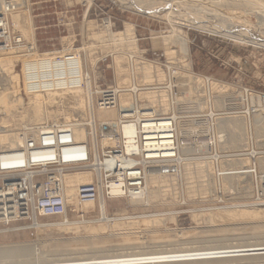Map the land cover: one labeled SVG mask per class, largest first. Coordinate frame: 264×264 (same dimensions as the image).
<instances>
[{"label":"rangeland","instance_id":"374dc122","mask_svg":"<svg viewBox=\"0 0 264 264\" xmlns=\"http://www.w3.org/2000/svg\"><path fill=\"white\" fill-rule=\"evenodd\" d=\"M120 1L125 2L124 0L18 1V11H22L24 6H26L25 9L30 12L31 27L33 28L36 50L38 52L34 57L33 66L40 75L32 78V82L41 90L36 104H39L41 100L48 104L49 110H53V113H59V111L63 110L66 113H72L70 108L62 106L58 102L59 92L70 91L68 93H73L75 87V83L71 79L67 83L63 82V80L60 82L57 80L63 78L60 75L66 74L65 70L70 73L73 72L72 66L62 64L70 60L69 58L73 55L72 51L71 53H63L68 45L71 44L73 48L79 50L85 47L88 50L90 49L89 52L87 50L89 59L94 58L96 60L92 61L91 65V61L86 56V61H84V51H82L80 58L83 73L87 71L91 74V81H95L102 86L113 85L123 81L126 72L127 75L129 74L127 70L126 72L122 70L120 74H118V70H115L117 67L119 68V64L126 65L125 56L122 52L125 51L124 47H127L129 51H133V44L136 42L137 48L145 49L150 58L159 56L161 59H165V47L169 46V43L165 44L161 36L163 34L167 35L169 32L173 34V29L179 30L181 28L189 39L188 55L191 65L188 68L191 69V72L199 78L208 77L212 83L224 85V88L219 90L218 88L215 89L214 86H217L215 83L213 85L211 83L212 88L214 87L213 90L216 91L218 89L216 92L219 95L231 93L238 86L247 87L258 95L259 106L258 104L255 105L254 132L260 146L256 145L255 147L260 148L259 150L262 151L260 155L263 156L261 158L264 159V120H261V118H264V44L262 42L253 44L249 41L234 40L220 33L211 35L209 31L203 30V28L190 26L192 24L190 19L194 16L199 17L200 24H218L217 19H222L221 21L219 20V24L234 23L240 25L243 22L241 25L249 27L260 25V18L263 19L264 3L258 6L253 4L251 0H245L243 2L245 4L242 5L235 3V0H174V3L178 6V12L175 13V15L177 14L176 16L173 14L175 17L172 16V18L171 16H163L161 12L155 13L157 15L154 17V14L146 10L135 9L127 4H121ZM177 1L179 2L178 4L176 3ZM24 2H27V4ZM211 2L214 5H211ZM180 3L181 5H179ZM200 4H202L200 7L202 9V6L205 5L204 11L199 9L198 5ZM209 4L211 5L210 7ZM21 6L22 8H20ZM138 10L141 12L139 13ZM188 15H190L189 18H187ZM7 17L10 35L20 36L23 42L19 47L12 46V48L2 52L8 54L29 53L30 48L28 49L27 47L31 46L30 38H28L30 36L27 35L24 29H22V32L21 29L13 25L9 14ZM181 19L183 21H180ZM105 20L109 23V27L105 26L107 23H104ZM186 20L187 22H185ZM87 21L93 22L92 27L88 26ZM246 22L247 24H245ZM128 23L133 24L136 41L124 37L121 41L124 44L123 47L121 44H115L108 40V32L123 35ZM182 26H188L189 30L186 27L182 28ZM259 27H262L259 30L264 31V24ZM100 30L103 33H100ZM91 34L99 37L93 43L88 40ZM170 45L174 46V43L171 42ZM177 48L178 50H176L179 51L180 48L178 46ZM2 52L0 51V53ZM178 53L180 52L175 53L176 55L174 53L171 54L172 60L180 58V56H177ZM169 57L167 56V58ZM187 60L189 59L187 58ZM15 69L20 74L21 85L20 93L16 100L21 107H25L29 99L24 79L26 66L22 61H18ZM122 72L125 73L124 76L121 74ZM119 77L122 78L118 81ZM197 82V79L194 80L192 90L194 92L191 91L190 95L207 94L209 92L208 87H204L202 82ZM215 91H213L214 94ZM54 97L55 99H53ZM254 103L256 104V102ZM38 104L36 105V112L34 110V117L38 116L35 114L37 111L42 110L38 108ZM247 105L246 108L252 109L251 101ZM213 108L217 109V106L213 105ZM214 109L213 112L215 111ZM3 110L5 109L3 108ZM5 113L3 115L2 113L0 114V117L2 116L0 118V129L1 127L6 129L10 127L12 129L15 124H19V119L17 117L15 118L16 121L14 119V114H17L14 110ZM234 115L235 113L226 114V116ZM235 118L238 121H236L237 124L233 122V126L237 128L233 129L234 132L225 125L223 128L216 130V132H219L217 136H228L224 137L225 140L223 142L225 143H221L223 148L242 150L246 147L247 121L242 117ZM8 119L10 122L13 119L12 122H15V124L8 122ZM1 123L3 124L1 125ZM11 126L13 127L11 128ZM15 126L17 127L18 125ZM235 132L238 135H235ZM230 135L234 136V141L229 140ZM0 148L3 149L2 147ZM196 163L194 165L198 166ZM249 164L250 158L243 154L226 157L220 161L221 168L231 171L222 177L226 189V201L224 204L217 203L210 196L213 186V178L209 176L213 170L211 163L206 162L204 164L201 162L200 165H203L202 170L199 171L198 169L200 168L197 167V174L191 173L192 164H187L185 165V176L182 175L179 178L159 177L157 186L150 184L147 187V189L156 188L158 192L160 190L161 193H157L156 197L148 199V197L144 196L134 203L131 199L123 197L103 201V213L107 216V220L102 219V213L99 210L100 202L96 201L95 207L88 209H78L72 203H68L66 216L36 214L27 219L14 220L8 224L0 223V245H27L38 255V258L45 259L68 256L66 253L72 251V256L86 255L88 253L94 255L102 252L104 248L101 249L100 247L116 249L117 245H136L139 247L134 248V251L137 249L136 251L145 250L149 252L261 243L262 241L264 242V203L259 205L254 203L255 199L252 195L250 175L244 171H239L241 168L248 167ZM259 168L264 171L262 167ZM263 181L264 179L261 185L262 190H264ZM241 208L242 211L239 213ZM254 214L257 215L255 216ZM130 221L137 222V224H134L128 230L123 228H120V230L116 226L121 223L125 225ZM99 224L106 225V228L103 231L101 230V232L100 230L96 231L97 234L88 233L83 229L86 226ZM81 226L83 227L81 228ZM60 227L64 228L60 229ZM66 227L68 230L65 229ZM111 229L114 230L113 233ZM242 261L244 260H241L238 264L253 263L249 260H245L247 262Z\"/></svg>","mask_w":264,"mask_h":264},{"label":"built area","instance_id":"2783aa9c","mask_svg":"<svg viewBox=\"0 0 264 264\" xmlns=\"http://www.w3.org/2000/svg\"><path fill=\"white\" fill-rule=\"evenodd\" d=\"M4 2V8L0 7V51L19 47L23 42L20 36L10 35L7 17L19 3ZM185 27L189 30L182 26ZM122 52L131 78L129 84L102 86L91 80L79 83L83 102L74 115L85 131L81 142L76 143L68 126H57L27 129L22 134L23 142L14 151L0 150V223L36 214L66 216L63 176L85 170L91 172L92 181L80 187L78 197L100 202L142 195L150 175L179 178L185 176L186 164L191 163V171L196 173L193 163L209 162L213 169L211 175L208 173L213 178L210 196L224 204L222 177L231 171L221 168L220 161L239 154L250 158L249 166L239 171L250 175L254 203H264V171L259 168L263 156L255 147L259 140L254 132L258 95L244 86L219 95L216 91L224 85L216 84L218 89L213 90L208 77H197L179 59L150 58L139 47ZM146 64L152 68L151 81L147 82L139 78ZM196 79L208 87L207 94L190 96ZM120 91L130 93L128 104H120ZM141 92H151L152 99L141 98ZM249 101L252 109L246 108ZM110 111L115 113L114 118L108 117ZM229 113L247 121L246 147L242 150L223 148L219 143L216 124L231 117L226 116ZM78 148V154H64Z\"/></svg>","mask_w":264,"mask_h":264},{"label":"bare ground","instance_id":"6f19581e","mask_svg":"<svg viewBox=\"0 0 264 264\" xmlns=\"http://www.w3.org/2000/svg\"><path fill=\"white\" fill-rule=\"evenodd\" d=\"M116 1H118V0H116ZM124 1L125 2L120 1L121 4L122 3L127 4L130 7L132 6L135 9H140V10L143 9V10H146L149 13H152L154 15H155V13L161 12V13H163L162 14L163 16L165 15L168 17H170V16L172 17L173 14L175 15V13L178 12V8H177L178 6L174 3L175 2L174 0H168L170 2H168L167 0H124ZM186 1H189V0H186ZM195 1H198V0H195ZM200 1H202V0H200ZM208 1H210V0H208ZM227 1H229V0H227ZM235 1H236L235 3H239L241 5L245 4V3H243V2H245V0H235ZM251 1L253 4L258 5V6H261L264 3V0H251ZM24 3L27 4V2H24ZM176 3L178 4L179 2L177 1ZM193 4H194V2H193ZM197 4H199V3H197ZM212 4H213V2H211V5ZM2 5H4V6L6 5L4 0H0V7L4 8V6L2 7ZM179 5H181V3ZM195 5H196V3H195ZM201 5L202 4L198 5L199 9L204 11V6L207 4L205 3V5L202 6L203 9L200 8ZM211 5L209 4V7ZM25 7L26 6H24L22 11L21 10L18 11L17 9H15L16 5H14L13 6L14 9L9 12V15L12 19L13 25L18 27L19 29H21V31H22V29H24V31L27 33V35L30 36V37H28V38H30V41H31V46H29L30 52L26 53V54H10V53L8 54V53H3L1 51L2 53H0V110L2 111V112L0 111V114L2 113V115H3V113H5V112H9L11 110H14V112L17 113V114H14L15 115L14 119L17 117L20 121L19 124H15V122H12L13 119H11V122L8 119V122L14 123L15 125H18V126L16 127L14 125L15 128L13 126H11V128L13 127L12 129H10V127H8V126H6V127H8L9 129L8 128L6 129L5 127L4 128L1 127V129H0V147L4 148L7 151H14L16 149V147L19 146L23 142L22 134L24 133L25 130H27V129L36 130L39 128L50 129V128H54L57 126H68L71 130L70 133L73 135L74 140L76 141V143H79V142H81V140H83L85 138V131H84V129H82V126L80 125V123L78 121H75V118H74L75 115H73V114H75L78 111L77 108H80L81 107L80 105L83 102L84 92H83V89L79 87V83H81V81H85L88 84L89 80H91V78H90L91 74H89L87 71L83 73V68H82L81 58H80L81 52L84 51L83 52L84 61H86L87 57L89 59L88 52L90 49L88 50L85 47L82 49L80 48L81 50H79V49L73 48V46L70 44L67 46V48L63 52V53H67V52L71 53V51L73 52L72 53L73 55H71V57L69 58L70 60H67L66 63H62L63 65L68 64V65L72 66L73 72L70 73V72L65 70L66 74L60 75L63 78H60L57 80L59 82L61 80H63V82L67 83L71 79L73 81V83H75V87L73 89V93H68L70 91L59 92L58 102L60 104H62V106H66L67 108H70L72 110L73 114L72 113L71 114L66 113V112H64V110L61 112L59 111V113L57 111H56L57 113H55V112L53 113L52 112L53 110H49L48 104L44 103L40 100L39 104L37 103L39 107L38 106L37 107L39 109H42V110L37 111V113H35V114H37L38 116L34 117L33 116L34 110L36 112V105H37L36 102H38V97L41 93V90L35 83L32 82V78H33V76H36V75L39 76L40 73H38V71L33 66V62L35 60L34 57L38 54V52L36 50L33 28L31 27V24H32L31 15H30V12L25 9ZM206 7L208 8V6H206ZM20 8H22V6ZM207 8H205V9H207ZM208 9H211V8H208ZM215 10H218V9H215ZM138 12H139V10H138ZM180 13H183V12H180ZM185 14L187 15V13H185ZM185 14H183V15H185ZM156 15L154 17H156ZM179 15H181V14H179ZM194 15H192V16H194ZM175 16H173V17H175ZM197 16H199V15H197ZM205 16H207V15H205ZM209 16H211V15H209ZM262 16H263L262 17L263 19L260 18V25L264 24V13H262ZM189 17H190V15L187 16V18H189ZM233 17H235V16H233ZM183 18H184V16H183ZM198 18L199 17L194 16V17H192V19H190V20H192V24H190L191 27H197V28H201V29L203 28V30L205 29V30L209 31L211 33V35L213 33H220V34L228 36L234 40L249 41L250 43H253V44H258V43L262 42L264 44V31L259 30V29H262V27H259L260 26L259 24L254 25L252 27H249L247 25H241V23L243 24V22H241V23L239 22L240 25L234 24L233 22H232L233 24H227V25L226 24H219L220 19H217V17H216V19L218 20V24H202V23L200 24L199 22H201V21H199L200 19H198ZM230 19H233V18H230ZM168 20H169V18H168ZM172 20L174 22H177V21H175V19H172ZM172 20H171V22H173ZM180 21H183V20L181 19ZM211 21H212V19H211ZM106 22H107V20H105L104 23H106ZM185 22H187V20ZM213 22H214V20H213ZM92 23L93 22H91V21L88 22V24H89L88 26L92 27ZM197 23H199V24H197ZM207 23H210V22H207ZM224 23H225V21H224ZM108 24L109 23L107 22L106 25H108ZM245 24H247V22ZM3 25L6 26L7 24H3ZM247 27H249V28H247ZM19 29H17V30H19ZM176 29H179V28H176ZM99 32L103 33L102 30H100ZM172 33L173 34H170V32H169V34H167V35L163 34L161 36V37H163L162 40H163V42H165V44L169 43V46L165 47V50H166L165 54H166V56H171V54H173V53L175 54L177 52H180V53H178L179 55L177 54V56L178 57L180 56L179 60L181 61L182 65H184L188 68L191 65L190 58L188 55V53H189L188 40L189 39L187 38V35L184 33V31L181 30V28L179 30L173 29ZM108 34H109V37H108L109 41H111L115 44H121L123 47H124V44L121 41L124 37H127L130 40L136 41L135 36H134L133 24H130V23H128V25L126 27V31L123 32V35H121L119 33L112 34L111 32H108ZM97 38H99V37L94 35V34H91V35H89L88 40L91 41V43H93ZM112 39H114V40H112ZM171 42L174 43L175 47L170 45ZM130 43H132V42H130ZM177 46L180 48L179 51H177L178 50ZM124 48H125V51L128 50L127 47H124ZM136 49H138L137 44H136V42H134L133 51H135ZM87 50H88V52H87ZM187 58L189 60H187ZM66 59H68V57H66ZM95 60L96 59H94V58L89 59V61H91V65ZM124 60L126 62V58ZM18 61H22L23 64H25V66H26V69H25V75L26 76H24L25 77L24 79H25V86H26V90H27V94L29 96V99H28V103L25 107H21L20 103L16 100L19 93H20V88H21L20 87L21 86L20 85V74L15 69V65L17 64ZM63 65H61V66H63ZM124 66H126V65L119 64V68L117 67V69H115V70H118V72H119L118 74H120V72L122 70L126 72L127 67L124 68ZM151 69L152 68L150 67V65L146 64L143 67V69L141 71V75H139L140 76L139 78L142 81H146V82L151 81V78H152ZM123 73L124 72H122L121 74L124 76L125 73L124 74ZM116 75H117V72H116ZM126 76H128V77H126ZM126 76H124L126 79L124 78L123 81H121L122 83L119 81V80H121L122 77L121 78L119 77L120 79H117V80L120 83L118 82V84H120V85L129 84L131 78H130L129 74L127 75V72H126ZM197 81L201 83V81H199L198 79H197ZM214 83H212V85ZM226 89H227V87H226ZM192 92H194V91H192ZM143 93H145V94H143ZM139 95L141 98H147V99H152V97H153L151 92H141ZM192 95H190V96H192ZM53 99H55V97ZM118 100H119L121 105H126L130 102L131 95L128 92L120 91L118 94ZM3 108L5 110H3ZM5 114H7V113H5ZM107 114H108V117H110V118L115 117V115H114L115 113L112 111L107 112ZM100 115H102V114L100 113ZM235 117L236 116H231V117H226V118L219 120L218 125L216 124V130L223 128L225 125L228 129L231 128L232 131L234 132L233 129H237V128L233 126V122L238 121ZM4 120H5V118H4ZM15 121H16V119H15ZM2 124L3 123H1V125ZM4 124H5V122H4ZM234 124H237V122ZM216 133L218 134L219 132H216ZM235 133H236L235 135H238L237 132H235ZM231 135L229 137V140L234 141L235 138L233 139L234 136L232 137ZM65 137H67V135ZM217 137H218L220 145L222 146L223 144H221V143L225 140L224 139L225 135L224 136L221 135V136H217ZM226 137H228V136H226ZM229 140L227 139V141H229ZM223 143H225V142H223ZM74 150H78V151H74ZM74 150H72V151L66 150V151H64V154L71 155L74 153L78 154L80 152L79 148L74 149ZM260 160H259L260 167H262L264 169V163H263L264 159L260 158ZM200 163L199 162L196 163V165L198 164V166H196V168L197 167L200 168V169H198L199 171L202 170L201 168L203 166V165L201 166ZM188 164H191V163H188ZM204 164H206V163H204ZM193 165H194V163H193ZM91 181H92V174L88 170L66 173L62 179L63 187H64L63 196H64L66 202L72 203L73 206L75 208H78V209L79 208L88 209V208L95 207V200H93L92 198L80 199L78 197L80 187L82 185L90 184ZM158 182H159V177H156L154 175H150L146 181V186H145L146 190L144 189V192L142 195H139L136 197H131V201H133V203L137 202L138 199H140L141 197H144V196L148 197V199H151L152 197H156L157 193H159L160 190L158 192L156 188L147 189V187L150 184H152L153 186L154 185L157 186ZM159 188H161V187H159ZM191 189L193 190V188H191ZM102 203H103V201L101 200L100 201V208H99V210H101L100 213H102L101 217L103 220H107V216L105 215V213H103V204ZM241 211H242V208L239 210V213H241ZM229 213H228V215H229ZM246 216H247V214H246ZM252 217H254V216H252ZM102 224L92 226L93 225V223H92V225L86 226L83 229L88 233L94 234L98 230H100V232H101V230L103 231V229L105 230L106 225H102ZM108 224H110V223H108ZM134 224H137V222L135 223L134 221H130V222L126 223L125 225H123L121 223V224H117L116 226H118L119 229L123 228V229L128 230L129 228H132ZM82 227L83 226H81V228ZM61 228H64V227H60V229ZM65 229H67V227ZM75 229H77V228H75ZM113 229H111L112 233L114 232ZM57 230H59V229H57ZM108 230H109V228H108ZM81 231H83V230H81ZM71 232H72V230H71ZM73 233H75V232H73ZM93 234H92V236H93ZM80 235H81V233H80ZM116 247H117L116 249H113L110 247L108 249H105L106 247H100L101 249L104 248L102 250V252L99 254H94V255H90L88 253L86 255L79 254V256H72V254H73V251H72V252L66 253V254H68V256L52 257V258H45V259L42 258L41 259V258H38L37 257L38 255H36V253H34L31 250V248L27 245L26 246L21 245V244L19 246H15V245L1 246L0 245V259H1L0 264H238L241 260H244V261L249 260V261L253 262L252 264H264V242L263 241L261 243H252V244L249 243V244L226 245V246L225 245L224 246L219 245V246H210V247L172 249V250H167V251H149V252L145 251V250L144 251H139V250L136 251L137 249L134 251L133 250L134 248L139 247L136 245H133V246H118L117 245ZM127 249L128 250L130 249V250L128 251ZM244 261H242V262H244ZM245 262H247V261H245Z\"/></svg>","mask_w":264,"mask_h":264}]
</instances>
